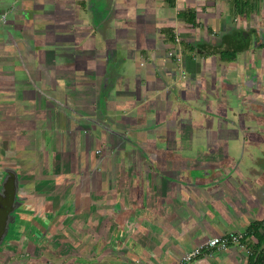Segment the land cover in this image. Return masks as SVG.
<instances>
[{
    "label": "crops",
    "instance_id": "crops-1",
    "mask_svg": "<svg viewBox=\"0 0 264 264\" xmlns=\"http://www.w3.org/2000/svg\"><path fill=\"white\" fill-rule=\"evenodd\" d=\"M0 186L33 226L0 264H178L229 233L189 264H249L264 0H0Z\"/></svg>",
    "mask_w": 264,
    "mask_h": 264
},
{
    "label": "flooded vegetation",
    "instance_id": "flooded-vegetation-1",
    "mask_svg": "<svg viewBox=\"0 0 264 264\" xmlns=\"http://www.w3.org/2000/svg\"><path fill=\"white\" fill-rule=\"evenodd\" d=\"M11 188L9 190L7 189V191L3 188L0 192V248L2 249H4L3 246L6 243L10 242L13 244V241H16L26 231H31L33 227L32 223L21 216L22 206L19 205L20 201L14 187ZM26 211L29 212L27 209ZM27 243L29 241L25 243L22 241L19 247L27 246ZM17 244L16 242L10 248H18L15 246ZM3 256L0 250V258Z\"/></svg>",
    "mask_w": 264,
    "mask_h": 264
},
{
    "label": "built area",
    "instance_id": "built-area-1",
    "mask_svg": "<svg viewBox=\"0 0 264 264\" xmlns=\"http://www.w3.org/2000/svg\"><path fill=\"white\" fill-rule=\"evenodd\" d=\"M5 17H2V21ZM243 235L241 233H229L220 237H212L202 242L194 249L185 253L180 259L178 264H189L201 256L204 252L211 254L214 250H224L229 246L243 247Z\"/></svg>",
    "mask_w": 264,
    "mask_h": 264
},
{
    "label": "trees",
    "instance_id": "trees-1",
    "mask_svg": "<svg viewBox=\"0 0 264 264\" xmlns=\"http://www.w3.org/2000/svg\"><path fill=\"white\" fill-rule=\"evenodd\" d=\"M239 2L240 0H236L237 5L239 4ZM250 230H251V233L254 234V236L258 240V244L256 246H257V249L259 250H255V249H253L252 251L250 250L251 252L250 256L252 257L251 259L253 260H251L249 264H264V222L255 223L251 225Z\"/></svg>",
    "mask_w": 264,
    "mask_h": 264
},
{
    "label": "rangeland",
    "instance_id": "rangeland-1",
    "mask_svg": "<svg viewBox=\"0 0 264 264\" xmlns=\"http://www.w3.org/2000/svg\"><path fill=\"white\" fill-rule=\"evenodd\" d=\"M253 30H254V28H253ZM243 32L245 33V37L248 38V39L246 38V40H248V42H246V44L243 47L242 46H237L236 51L239 50V52H241V51L244 52L245 50H249V51L252 50V49L255 50V47H256V41H255L256 38L255 37L257 35L255 30L252 31V29L248 27V28H245V30H243ZM212 38H213V36H212ZM215 39H216V42H219L218 38H215ZM170 54L172 55V52ZM40 214L43 215L42 212ZM29 219L27 218V221ZM22 248H25V247L23 246Z\"/></svg>",
    "mask_w": 264,
    "mask_h": 264
},
{
    "label": "water",
    "instance_id": "water-1",
    "mask_svg": "<svg viewBox=\"0 0 264 264\" xmlns=\"http://www.w3.org/2000/svg\"><path fill=\"white\" fill-rule=\"evenodd\" d=\"M5 188V187H4Z\"/></svg>",
    "mask_w": 264,
    "mask_h": 264
}]
</instances>
